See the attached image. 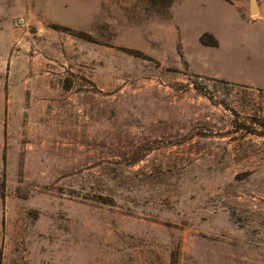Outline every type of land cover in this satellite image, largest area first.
I'll use <instances>...</instances> for the list:
<instances>
[{"label": "rangeland", "instance_id": "obj_1", "mask_svg": "<svg viewBox=\"0 0 264 264\" xmlns=\"http://www.w3.org/2000/svg\"><path fill=\"white\" fill-rule=\"evenodd\" d=\"M255 1L0 0V264H264Z\"/></svg>", "mask_w": 264, "mask_h": 264}, {"label": "crops", "instance_id": "obj_2", "mask_svg": "<svg viewBox=\"0 0 264 264\" xmlns=\"http://www.w3.org/2000/svg\"><path fill=\"white\" fill-rule=\"evenodd\" d=\"M249 30H250V33H247L245 35V39H244L245 43L244 45H242V46H246V49H250V51L245 50V54L243 58L246 66L248 65L250 66L251 64L256 63L258 60L264 61V24L262 22L256 23ZM219 37L222 41V44H221V47H222V45L225 42H223L222 35H219ZM225 44H227L228 48H230L233 45V43L229 39L227 40ZM7 47L8 45L4 47L5 48L4 52H6ZM199 61H200L199 63L204 68L208 69V67L205 65L203 60H199ZM211 71H212V74H216L218 77L225 78L227 80H230V79L240 80L252 88L264 90V72H261V75H260L261 79L259 81L256 79L257 78L256 76L254 78L241 80V79H238L237 77V74L239 73H237L236 71L229 72L226 69L225 65H223L221 62L218 64L213 62ZM18 107L19 109H21V107H23V103L20 102L18 104Z\"/></svg>", "mask_w": 264, "mask_h": 264}, {"label": "water", "instance_id": "obj_3", "mask_svg": "<svg viewBox=\"0 0 264 264\" xmlns=\"http://www.w3.org/2000/svg\"><path fill=\"white\" fill-rule=\"evenodd\" d=\"M259 13L258 6L255 0H249V14L257 15Z\"/></svg>", "mask_w": 264, "mask_h": 264}, {"label": "trees", "instance_id": "obj_4", "mask_svg": "<svg viewBox=\"0 0 264 264\" xmlns=\"http://www.w3.org/2000/svg\"><path fill=\"white\" fill-rule=\"evenodd\" d=\"M208 45V44H207Z\"/></svg>", "mask_w": 264, "mask_h": 264}]
</instances>
